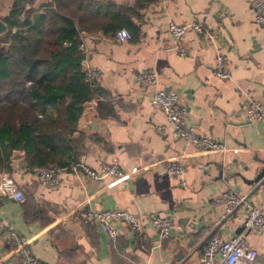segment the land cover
Returning a JSON list of instances; mask_svg holds the SVG:
<instances>
[{
    "label": "crops",
    "instance_id": "obj_1",
    "mask_svg": "<svg viewBox=\"0 0 264 264\" xmlns=\"http://www.w3.org/2000/svg\"><path fill=\"white\" fill-rule=\"evenodd\" d=\"M50 1L25 0L24 7L42 12ZM13 2L0 0V19L11 31L16 27L6 19ZM111 3L127 9V41L103 30L93 16ZM60 7L81 29L82 69L99 71V93L83 106L75 152L69 166H58L54 187L41 185L23 151L0 147V173L25 195L23 202L0 196V264H21L8 239L11 229L45 264H203L199 259L212 236L230 239L244 232L245 206L226 213L221 193L244 195L264 215V123L245 114L250 100L264 105V27L253 20L250 0H61ZM169 21L202 25L203 32L189 30L182 39L187 56L174 49ZM218 53L225 55L227 78L213 73ZM146 69L157 80L142 87L136 72ZM158 89L174 91L187 109L186 125L224 149L186 143L151 104L149 95ZM172 159L184 165L185 185L168 171ZM102 163L117 164L122 175L92 179L80 170H98ZM111 208L139 215L142 232L117 224L116 236L109 237L98 223L79 217L83 210ZM150 214L172 218L168 238L152 227ZM244 236L258 253L257 264H264V232Z\"/></svg>",
    "mask_w": 264,
    "mask_h": 264
},
{
    "label": "trees",
    "instance_id": "obj_2",
    "mask_svg": "<svg viewBox=\"0 0 264 264\" xmlns=\"http://www.w3.org/2000/svg\"><path fill=\"white\" fill-rule=\"evenodd\" d=\"M24 3L14 0L6 22L16 30L0 36V147L23 151L31 168L69 166L77 120L99 90L85 78L81 29L61 12V0H51L42 12ZM108 6L104 14L94 13L97 24L130 32L127 9Z\"/></svg>",
    "mask_w": 264,
    "mask_h": 264
},
{
    "label": "built area",
    "instance_id": "obj_3",
    "mask_svg": "<svg viewBox=\"0 0 264 264\" xmlns=\"http://www.w3.org/2000/svg\"><path fill=\"white\" fill-rule=\"evenodd\" d=\"M168 2L172 0H159ZM250 7L253 10V20L264 27V0H250ZM168 30L174 42V49L180 56H187V51L182 45V39L189 30L203 32L200 23L193 21L191 23L178 24L173 21L168 22ZM131 38L130 32L121 28L116 32V39L120 42L127 41ZM65 46L71 43L64 42ZM80 49H85L83 42L78 43ZM85 78L91 84L95 85L100 76L96 68H85ZM214 75L219 78L229 77V72L225 66V55L218 53L216 63L213 70ZM157 80L156 73L152 70H141L136 72V81L142 87H148L155 84ZM151 104L161 110L171 129L182 137L186 143L194 145L200 149L222 150L223 144L210 136L198 134L192 127H188L185 123L187 116L186 107L179 101L174 91H165L158 89L149 95ZM245 114L250 121H262L264 123V105L260 101H248ZM160 134H165V127L161 125L155 126ZM61 168L59 167H36L35 173L39 182L45 188L54 187L57 184V176ZM167 169L170 173L179 177L180 185H185L184 177L185 167L177 160L172 159ZM92 179H100L108 176L117 178L122 175V171L117 164L102 163L98 170H91L86 166L80 167ZM0 196H7L15 201L23 202L25 195L18 185L10 176L0 173ZM220 202L224 205L226 213H230L238 204L245 206L246 215L243 221V231L253 230L258 233L264 232V215L260 207L252 206L244 195L227 189L221 193ZM79 217L84 223H98L109 237H115L117 230L115 225L124 224L131 231L141 233L143 221L141 217L131 211L122 208L100 209V210H83L79 213ZM148 220L152 227L157 230L162 239L170 236L173 227L172 218L168 215L150 214ZM244 232L230 239H222L218 236H212L206 243L203 253L200 256V262L203 264H257L258 253L255 249L248 246L244 236ZM9 242L12 243L14 249L20 256L21 264H45L33 256L29 242L25 240L23 235L15 230L8 231ZM218 256L217 259L215 257Z\"/></svg>",
    "mask_w": 264,
    "mask_h": 264
},
{
    "label": "water",
    "instance_id": "obj_4",
    "mask_svg": "<svg viewBox=\"0 0 264 264\" xmlns=\"http://www.w3.org/2000/svg\"><path fill=\"white\" fill-rule=\"evenodd\" d=\"M9 31V28L8 26L0 19V36L1 37H4V35L6 33H8ZM2 46H5L7 47V43H2ZM261 174H264V170L261 172ZM260 176L258 175L257 178H259Z\"/></svg>",
    "mask_w": 264,
    "mask_h": 264
}]
</instances>
